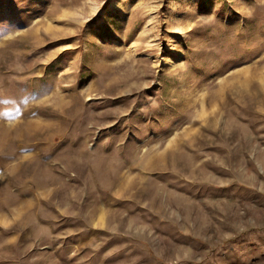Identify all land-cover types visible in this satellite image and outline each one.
Segmentation results:
<instances>
[{
  "label": "rangeland",
  "instance_id": "obj_1",
  "mask_svg": "<svg viewBox=\"0 0 264 264\" xmlns=\"http://www.w3.org/2000/svg\"><path fill=\"white\" fill-rule=\"evenodd\" d=\"M0 264H264V0H0Z\"/></svg>",
  "mask_w": 264,
  "mask_h": 264
}]
</instances>
